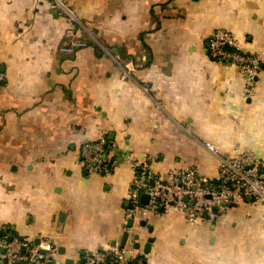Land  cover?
Here are the masks:
<instances>
[{"label":"crops","instance_id":"1","mask_svg":"<svg viewBox=\"0 0 264 264\" xmlns=\"http://www.w3.org/2000/svg\"><path fill=\"white\" fill-rule=\"evenodd\" d=\"M220 29L264 57V0H0V237L61 264L107 248L145 264H264V205L125 223L129 159L163 179L188 166L215 178L207 143L264 159V63L246 99L238 68L208 57ZM101 139L109 170L88 176L80 145Z\"/></svg>","mask_w":264,"mask_h":264},{"label":"built area","instance_id":"2","mask_svg":"<svg viewBox=\"0 0 264 264\" xmlns=\"http://www.w3.org/2000/svg\"><path fill=\"white\" fill-rule=\"evenodd\" d=\"M57 2V0H54ZM208 57L224 65H235L244 78V97L253 96L255 78L264 57L243 50L237 37L220 29L208 39ZM1 82V77H0ZM206 148L219 159L217 175L209 178L195 166L169 173L166 178L155 174L148 160L128 163L134 177L128 192L125 223L146 220L152 213L181 211L188 224L216 222L231 208L247 201L264 205V159L248 151L221 155L217 148L207 143ZM80 159L88 176L109 170L106 141L84 142L80 145ZM148 202H142V196ZM129 257H126V254ZM84 264H145L130 249H100L85 257ZM0 264H61L51 250L44 249L32 240L8 236L0 237Z\"/></svg>","mask_w":264,"mask_h":264},{"label":"water","instance_id":"3","mask_svg":"<svg viewBox=\"0 0 264 264\" xmlns=\"http://www.w3.org/2000/svg\"><path fill=\"white\" fill-rule=\"evenodd\" d=\"M142 202H143V203H147V202H148V196L143 195V196H142ZM133 225H134V222H133L132 220L128 222V227H129V228H132ZM140 226H142V227L146 226V221H141V222H140ZM128 236H129V233H128V232H126V233L123 235L122 243H121V246H120L121 248H124V247H125V245H126V241H127V239H128ZM136 239H137V238H136ZM150 244H151L150 242L146 244V246H145V251H149V249H150ZM113 246H115V243H113ZM135 248H136V249H140V244H139V243H136V244H135ZM126 257H129V254H128V253L126 254ZM84 262H85V260L83 259V260H82V264H83ZM66 264H74V262H73V260H67V261H66Z\"/></svg>","mask_w":264,"mask_h":264}]
</instances>
